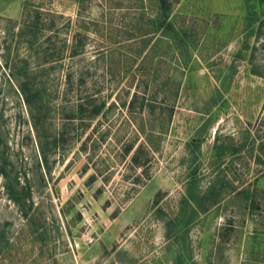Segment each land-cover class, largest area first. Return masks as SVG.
I'll return each instance as SVG.
<instances>
[{"label":"rangeland","instance_id":"1","mask_svg":"<svg viewBox=\"0 0 264 264\" xmlns=\"http://www.w3.org/2000/svg\"><path fill=\"white\" fill-rule=\"evenodd\" d=\"M169 3L0 0V264H264V0Z\"/></svg>","mask_w":264,"mask_h":264},{"label":"trees","instance_id":"2","mask_svg":"<svg viewBox=\"0 0 264 264\" xmlns=\"http://www.w3.org/2000/svg\"><path fill=\"white\" fill-rule=\"evenodd\" d=\"M160 2H161V8H162V10H163V13H162L163 17L161 18V24L159 25V27H165V25H166V23H167V24H168V27H169V28H172V23L169 21V12H170V8H171V5H170V3H169V0H160ZM25 90H26V89H24V91H25ZM40 94H41V91H40V90H37V91L33 94V96L37 97V96H39ZM26 99H27V102H29V104H31L32 97L27 95V98H26ZM133 104H134V101H133ZM104 106H105V105L102 104L101 106H98L97 108H95V109H94V113H95V114H93V115L96 116L97 114H99ZM83 109H84V106L82 105L81 110H83ZM143 148H144L143 146H140V147L136 150L135 154L133 155V160H134L135 164H140V163H138V156H139L140 151H141ZM131 149H132V146H130L129 151H130ZM146 154H147V153H146ZM12 188H13V187H12ZM14 192L16 193V191L13 190V193H14ZM15 196H16V195H15ZM13 198H16V197H13Z\"/></svg>","mask_w":264,"mask_h":264}]
</instances>
